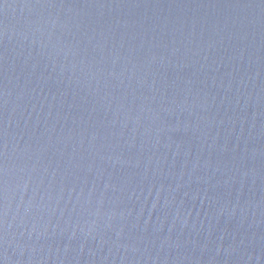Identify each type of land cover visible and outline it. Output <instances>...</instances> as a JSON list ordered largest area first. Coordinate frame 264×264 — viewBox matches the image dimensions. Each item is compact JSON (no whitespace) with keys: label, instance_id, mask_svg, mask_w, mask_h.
Masks as SVG:
<instances>
[{"label":"water","instance_id":"95a60500","mask_svg":"<svg viewBox=\"0 0 264 264\" xmlns=\"http://www.w3.org/2000/svg\"><path fill=\"white\" fill-rule=\"evenodd\" d=\"M0 264H264V0H0Z\"/></svg>","mask_w":264,"mask_h":264}]
</instances>
